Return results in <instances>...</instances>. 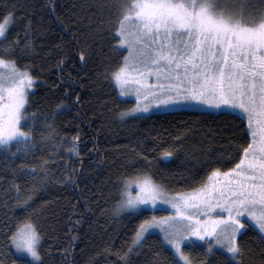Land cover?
<instances>
[{
	"label": "snow or ice",
	"instance_id": "obj_1",
	"mask_svg": "<svg viewBox=\"0 0 264 264\" xmlns=\"http://www.w3.org/2000/svg\"><path fill=\"white\" fill-rule=\"evenodd\" d=\"M259 5L246 14L243 5L233 8L226 0H117L113 38L127 55L111 71V79L121 96H135L134 105L119 113L121 120L141 118L153 108L202 106L246 122L241 143L228 159L194 175L195 186L188 191L171 192L141 168L118 178L113 215L144 217L127 249L115 252L122 264H132L131 254H138L156 230L162 234V247L170 250L171 264H194L186 252L189 247L202 248L199 264H235L245 252L240 238L249 231L264 243V0ZM15 22L14 11L0 17V150L8 153L15 147L28 154L36 149L35 113L28 108L36 77L3 57L14 56L17 48L28 52L33 45L30 25L23 43L19 35L9 40ZM80 59H85L83 52ZM64 107L63 102L56 105L53 121ZM44 124L45 138L57 139L53 124L47 118ZM175 139L181 141L179 135ZM79 141V134L66 141L68 152L77 158ZM180 146L164 148L157 163H169ZM136 157L149 165L155 159L137 152L131 158L133 166ZM78 163L83 166L82 160ZM47 164L43 162L39 173L36 168L29 173L38 185L27 196L22 198L20 186L12 185L16 207L27 212L32 194L53 180L75 183V169L68 172L71 165L65 167L67 175L52 176ZM161 204L172 211L157 216ZM11 223L0 219V255L10 253L11 264H44L40 226L30 215L17 219L14 227Z\"/></svg>",
	"mask_w": 264,
	"mask_h": 264
},
{
	"label": "trees",
	"instance_id": "obj_2",
	"mask_svg": "<svg viewBox=\"0 0 264 264\" xmlns=\"http://www.w3.org/2000/svg\"><path fill=\"white\" fill-rule=\"evenodd\" d=\"M226 3L233 8L243 5L246 14L260 6L259 0ZM10 10L15 12L16 22L9 40L19 35L23 43L30 25L32 49L23 52L17 48L14 56L3 58L14 59L20 69L27 68L36 77L28 105L35 113L36 149L24 154L13 147L15 155L0 150V201L5 202L0 205V219L14 227L17 219L31 216L44 234V264H89L90 260L92 264H122L115 252L127 249L144 217L113 215L119 199L118 178L135 175L134 169L141 168L171 192L188 191L195 186L194 175H203L210 165L220 166L222 158L228 159L241 143L246 122L202 111L121 120L119 113L133 102L120 98L111 79V71L127 55L113 38L117 0H0V17ZM61 102L65 107L53 121L51 116ZM46 118L59 132L55 140L45 138ZM77 134L79 158L68 152L66 143ZM178 135L181 141L175 139ZM175 144L181 146L171 161L157 163L162 150ZM141 151L155 158L151 165L142 157H136L132 165L131 158ZM78 160L83 161L82 167ZM44 161L52 176L67 175L65 167L71 165L68 172L75 169V183L53 180L46 184L32 194L26 212L15 206L12 185L20 186L22 198L27 196L38 185L29 173L33 168L39 173ZM240 239L245 252L235 264H264V243L259 236L249 231ZM160 241L158 235H148L138 254H131L132 264H171L170 250ZM186 252L199 264L202 248L189 247ZM0 260L11 264V254L0 255Z\"/></svg>",
	"mask_w": 264,
	"mask_h": 264
},
{
	"label": "rangeland",
	"instance_id": "obj_3",
	"mask_svg": "<svg viewBox=\"0 0 264 264\" xmlns=\"http://www.w3.org/2000/svg\"><path fill=\"white\" fill-rule=\"evenodd\" d=\"M119 47H120L121 49H123L120 45H119ZM124 50H125V49H124ZM125 51H126V50H125ZM35 84H36V83H35ZM115 86H116V88H117V90H118V92H119V87H118L116 84H115ZM34 87H35V86H34ZM33 90H34V88H33L32 90H30V91L33 92ZM119 96H120V98L123 99V100H127V101L129 100V101H132V102H133V105H134V103H135V96H134V95L121 96V95L119 94ZM175 111H202V112L216 113V112H214L213 110L208 109V108H205V107H202V106H198V107H182V106H180V107H172V108H169V109H159V110L153 108V109L150 110L148 113H145V114H143L142 116H150V115H152V114H154V113L175 112ZM136 190H137V189L134 187V188H133V191H136ZM171 211H172V209H171L169 206L161 204V205H159L158 210H157L155 213L159 212L160 215H168L169 212H171ZM151 214H152V213H151ZM157 216H159V215H157ZM152 234H156V235H158V236L162 239V234L159 233L158 230L153 231ZM200 243H201V242L197 241V244H200ZM235 263H239V259H238V261L235 262Z\"/></svg>",
	"mask_w": 264,
	"mask_h": 264
}]
</instances>
